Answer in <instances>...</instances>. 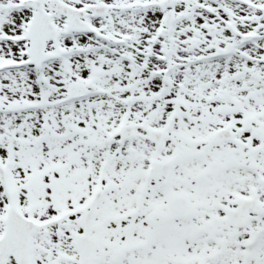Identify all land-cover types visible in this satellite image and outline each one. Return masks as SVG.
Instances as JSON below:
<instances>
[{
    "label": "snow or ice",
    "instance_id": "snow-or-ice-1",
    "mask_svg": "<svg viewBox=\"0 0 264 264\" xmlns=\"http://www.w3.org/2000/svg\"><path fill=\"white\" fill-rule=\"evenodd\" d=\"M0 264H264V0H0Z\"/></svg>",
    "mask_w": 264,
    "mask_h": 264
}]
</instances>
